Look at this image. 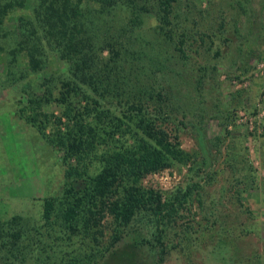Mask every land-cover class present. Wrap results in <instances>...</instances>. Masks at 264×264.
<instances>
[{
    "label": "rangeland",
    "instance_id": "374dc122",
    "mask_svg": "<svg viewBox=\"0 0 264 264\" xmlns=\"http://www.w3.org/2000/svg\"><path fill=\"white\" fill-rule=\"evenodd\" d=\"M185 4L183 26L205 32L203 43H192L185 59L176 58L181 85L174 86L170 96L179 104L173 117L189 158L145 175L140 184L159 190L164 198L186 185L195 187L185 209L157 224L164 228L161 235L147 215L139 213L128 224L117 225L104 214L96 217V227L91 226L101 228L96 242L81 227L61 220L46 225L42 217L45 198L56 205L62 200L69 187L63 176L65 158L73 160L31 123L32 105L26 96L32 92L42 98L47 86L55 90L65 64L47 50L38 57L41 67L32 70L27 49L15 51L9 62L17 18L28 16L29 8H11L2 18L0 223L20 218L31 260L71 264L72 258L97 250L92 259L78 264H264V0H249L244 14L228 0H178L175 7L186 9ZM142 20L130 36L138 40L135 49H144L139 40L150 41L151 31L157 29L155 15ZM127 35H117L121 43L114 47H105L103 40L101 56L106 59L120 45L132 44ZM161 46V54L175 55L172 47ZM111 63L119 71L126 66L119 58ZM200 75L202 86L196 89ZM40 102L36 111L52 114L49 130L60 107L54 101ZM83 105L81 100L80 108Z\"/></svg>",
    "mask_w": 264,
    "mask_h": 264
},
{
    "label": "trees",
    "instance_id": "16d2710c",
    "mask_svg": "<svg viewBox=\"0 0 264 264\" xmlns=\"http://www.w3.org/2000/svg\"><path fill=\"white\" fill-rule=\"evenodd\" d=\"M248 1L228 0L243 14L248 10ZM177 2L0 0V29L9 9L29 8L28 16L17 18L16 46L9 50V62L15 51L27 49L32 70L41 67L38 57L46 56L47 50L65 64L55 90L47 86L42 98L32 92L26 96L32 105L31 123L49 144L65 149V156L73 160L65 158L63 176L69 187L62 200L57 205L51 199L43 200L46 225L61 220L68 226L81 227L84 235L90 234L96 242L101 228L91 230V226L96 227L97 216L109 214L117 225H126L140 213L157 228L185 209L183 204L190 199L195 184L165 198L159 190L140 184L145 175L189 158L180 146L178 122L173 117L179 104L174 105L170 96L173 87L181 85L176 58L185 59L186 47L192 43H203L205 32L183 26L187 4L184 9L181 5L175 7ZM148 14L155 15L157 29L151 31L150 41L140 37L144 49H135L138 40L130 36ZM122 34H128L132 44H119V50L103 58V40H107L105 47H114L121 43L116 36ZM162 44L173 48L174 60H170L174 56L157 50ZM113 58L126 63L121 72L112 65ZM202 80V75L195 79L196 89L202 86ZM178 94L182 100L185 98L184 93ZM40 100L54 101L60 107L49 130L52 114L36 111ZM81 100L84 105L80 108ZM19 220L13 216L0 223V264H41L31 260ZM163 229L157 228L159 235ZM96 253L93 250L87 256L78 255L71 264L92 259Z\"/></svg>",
    "mask_w": 264,
    "mask_h": 264
}]
</instances>
